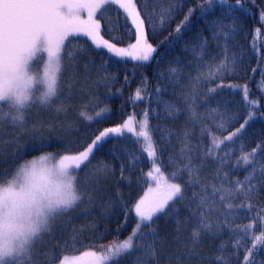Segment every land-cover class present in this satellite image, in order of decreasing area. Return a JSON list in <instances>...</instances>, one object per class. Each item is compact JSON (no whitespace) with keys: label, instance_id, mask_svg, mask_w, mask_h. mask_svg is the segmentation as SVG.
<instances>
[{"label":"trees","instance_id":"16d2710c","mask_svg":"<svg viewBox=\"0 0 264 264\" xmlns=\"http://www.w3.org/2000/svg\"><path fill=\"white\" fill-rule=\"evenodd\" d=\"M134 3L144 17L142 0ZM147 3L148 11L156 14L153 19L157 24L161 9L171 8L173 16L162 30L158 28L155 32L149 29L145 18L147 39L157 48L149 62L111 56L105 49H95L82 35L72 39L70 47L87 49L83 54L76 51L81 76L73 80L85 82L84 86H78L86 87L81 91L79 108L91 116L103 109L105 117L89 122L81 112L63 117L57 109L39 107L46 109L44 117L26 120L23 129L17 123L5 122L0 127V169H11L13 158L21 150L23 156L15 160L16 164L47 153H78L99 131L117 127L131 115L139 121V129L147 113L148 131L156 149L155 164L168 183L182 186L183 198L170 202L169 211L158 214L140 229L144 233L149 228L155 229L154 240L151 237L141 240L137 236L135 250L114 264H220L217 257L221 246L224 256L230 257L228 264H245L246 256L248 264L253 260L264 264V247L253 256L246 250L253 248L254 241L237 234L238 226L246 225L253 226L248 231L250 237L264 232V187L256 199L238 196L224 201L223 206L217 201L220 210L211 215L223 227L212 233L202 231L195 244L192 233L199 221L191 211L197 202L193 193L203 195L202 189L211 193L212 186L229 188L233 187L232 182L243 181L251 166L245 165L240 157L264 146V21L261 20L264 0H242V6L236 5L235 0L220 6L217 0L214 10L207 15L201 7H206L205 0H147ZM190 9L194 10L190 22L182 29V35L177 36L174 30ZM104 16L107 20L102 19L101 35L105 40L117 43L113 37H118L119 46L135 43L134 26L125 20L123 10L109 4ZM216 18L225 24L236 21L237 29L227 41L212 36L210 22ZM201 38L207 41L204 49L198 46L203 43ZM225 45L228 68L209 77V71L225 59ZM172 67L177 69L175 74L169 71ZM221 123L225 124L223 128L219 127ZM241 124L245 128L239 136L225 141ZM214 140L224 142L216 148ZM113 145L117 146L116 155ZM141 148H146L143 138L124 133L108 139L95 151L90 162L78 171V183L84 191L81 202L74 212L54 222L39 248V261L31 264H57L67 256L87 252L104 254L107 248L99 246L104 237L112 236L117 243L129 237L138 223L135 204L143 197L151 198L157 190V183L147 176L153 170L151 158ZM189 159L195 166L203 165L198 172L199 183L195 185L189 184L188 172L183 169ZM254 159L257 166L264 164V151H258ZM104 165L108 166L106 174L97 173ZM173 172H179L178 179H172ZM227 204L232 205V214L226 217ZM249 204L251 210L246 207ZM258 212L260 218L254 219ZM236 240H242L238 255L234 251ZM141 243L144 247H136ZM149 244L154 256L149 252ZM81 258L79 264H91V256Z\"/></svg>","mask_w":264,"mask_h":264},{"label":"snow or ice","instance_id":"6c2138e0","mask_svg":"<svg viewBox=\"0 0 264 264\" xmlns=\"http://www.w3.org/2000/svg\"><path fill=\"white\" fill-rule=\"evenodd\" d=\"M235 3L242 6V0H235ZM109 4L117 5L119 9H122L125 13V20H130L131 25L134 26L135 43L129 45L128 49L117 47L118 37H113L117 43H112L101 35L100 20L96 19V16L99 14L103 18V9ZM205 4L206 7L203 5L201 7L203 14L207 15L209 10H214L217 0H205ZM219 4L220 6L227 5L228 0H219ZM142 7L144 17L141 16L134 0H0V102H7L15 111V115L12 111L4 113L3 105L0 104V124L4 117L10 116L12 122L18 123V126L23 129L26 123L24 110L30 102L38 100L41 104L49 105L54 98L58 97L61 91L60 76L64 67V56L73 60L76 58V51L81 54L87 51L85 48H77L66 52L71 38L82 35L90 40L95 49H105L109 55L114 57L127 56L138 61H149L157 48L147 39L145 18H147L149 29L155 32L158 28L162 30L173 16L171 8L161 9L157 24L153 19L156 14L148 11L147 0H142ZM193 11L190 9L175 28L177 36L182 35V29L189 24ZM85 13L86 19L82 18ZM261 18L264 19V13H261ZM210 23L212 36L216 40L223 38L227 41L237 29L235 20L230 24H225L222 19L216 18ZM201 39L203 43L198 46L204 49L207 41L204 38ZM226 48L227 45H225V59L216 65L214 70L209 71V77L228 68L229 58ZM203 54L201 51L200 56ZM37 65L40 66L37 67ZM169 71L175 74L177 69L172 67ZM136 98H141L139 89L136 92ZM57 111H66V109L60 105L57 106ZM80 115L89 122H95L105 117V110L101 109L95 116L88 115L86 112H81ZM144 115L145 119L140 123L139 132L135 130L133 117L130 116L120 126L99 131V134L83 151L75 154H62L58 160L51 163L55 155L53 153L16 164L15 160L23 156V150H21L13 158L11 169H0V184L8 185L7 188L0 189V264H5L6 261L8 264H31L34 241L49 230L50 220L72 209L82 200L84 193L77 189L78 177L72 174L73 171L81 170L90 162L95 151L108 139L123 136L125 130L133 133L138 139L143 138L146 143V148H141V151H146L147 156L151 158L153 170L149 171L147 176L157 183L156 194L151 198H141L135 204L138 223L127 239L108 245L104 254L97 255L92 252L85 253V255L92 257L91 264H109L110 261L114 264L115 261L135 250L134 241L137 236L141 240L148 237L155 239V229L149 228L147 233L141 232L140 229L146 223L150 224L158 214H165L169 211L170 202L174 203L177 198L182 199L183 189L178 183H168L155 164L156 149L148 131L147 113ZM245 124H241L224 140L232 141L234 137H238L245 128ZM224 126V123L219 125L220 128ZM223 142L214 140L213 145L218 148ZM116 147L113 145L114 155H116ZM258 151H264V146H258L240 157L245 165L251 166V171L246 173L243 181L236 180L232 182L233 187L229 188L217 189L212 186L211 193L207 189H202L203 195L193 193V200L197 202L191 211L199 221L198 228L192 233L194 244L199 241L202 231L212 233L214 229L223 227L211 215L220 210L217 201L223 206L224 201L235 199L238 196H242L245 200L258 198L260 188L264 187V164L257 166L254 159ZM210 153L211 150L208 154ZM202 166L193 165L191 159L183 165V169L188 172L189 184L199 183L198 172ZM107 168L108 166L104 165L97 169V173L106 174ZM170 175L172 179L179 178V172H173ZM161 180H164L162 185ZM246 207L251 210L252 205L249 204ZM231 214L232 205L227 204L225 216ZM259 218L260 212L254 219ZM252 227V225H246L243 228L238 226L237 234L241 235L244 240L254 241L253 248L246 250L254 256L260 247H264V232L250 237L248 231ZM75 239L73 237V243ZM67 246L66 244L65 247ZM241 246L242 240H236L234 251L237 255ZM136 247H144V245L141 243ZM222 248L223 246H221V254L217 260L220 264H228L230 257L224 256ZM148 249L154 256L155 252L151 244L148 245ZM80 259L82 258L69 261V258L65 257L61 264H79ZM248 261L249 256H246L245 264H248ZM252 264L256 262L253 260Z\"/></svg>","mask_w":264,"mask_h":264},{"label":"rangeland","instance_id":"374dc122","mask_svg":"<svg viewBox=\"0 0 264 264\" xmlns=\"http://www.w3.org/2000/svg\"><path fill=\"white\" fill-rule=\"evenodd\" d=\"M114 6L119 8L117 5H114ZM107 7H108V5L105 6V8L103 9V14H102L103 18L99 14L96 16V19L100 20L101 27H102V19H105V17H106V20H107V16H104L106 14ZM120 10H122V9H120ZM84 16L87 17L86 13L82 17V18L86 19ZM261 20L264 21V19H262V18H261ZM72 39H74V38H71L70 41L67 44L66 52L67 51H73L75 49L73 47H70V45L72 43ZM131 44H134V43H131ZM131 44H129V45H131ZM129 45H124V46L117 45V47L128 49ZM129 50H131V49H129ZM154 53H153L152 57L150 58V60L153 58ZM75 57L76 58L73 59V60L68 59L67 56H64V58H63L64 67H63V70H62V74L60 76L61 91H60L58 97L54 98L49 105L41 104L38 100L35 101V102H30V105L28 107H26L25 110H24L25 119L27 121H30V120H33V119H41V118L44 117L46 109H39V107H41V108H48L49 107L50 109L53 110V109H57V106L62 105L66 109V111H61V116H63V117L65 115L66 116H72V115H75V114H79L81 112V108H79V104L81 103V101L83 99V93L81 91H85L86 87H83L85 85V82L73 80L74 77L79 78L81 76V74L79 73V69L77 67V64H76V61H77V58H78L77 52H75ZM117 58L126 59V60H130V61H133V62H141V63H146V62L150 61V60L149 61H138V60L133 59L132 57H127V56L126 57H117ZM39 66L40 65H37V67H39ZM78 84L83 85V86H78ZM0 104L3 105V112L4 113H8V112L12 111L13 115H15V111L10 108V105L7 102H0ZM131 117H133V126L135 127V130L137 132H139L140 128L137 129L139 121H137L136 118L133 115H131ZM5 122L13 123L12 120H11V117L10 116H6V117H4L2 124H0V127L4 126ZM124 133H129V132H127V130H125ZM42 155H45V154H42ZM42 155L30 158V159H28L26 161H31L34 158L38 159ZM60 156L61 155H56L55 154L54 158H53V161H50V163L54 162L55 160H58L60 158ZM72 174L74 176L78 177V172L77 171H73ZM76 186H77V189L79 191L84 192L83 189L81 188V186H79L78 179L76 180ZM76 209H77V205L74 206L72 209H70V210H68L66 212H63L62 214H59L55 218L50 220L49 230L44 232V233H42L41 234V238H38V239H36L34 241L31 262L39 261V259H40L39 248H42L43 242H44V240L46 238V234L50 231V229H51L52 225L54 224V222L57 223V221L59 219L65 217L66 215H69L70 213L74 212ZM134 211H135V207H134ZM114 240L115 239L112 236H106L100 241L99 246L101 248H107L108 245H111L113 243H117ZM87 253H90V252H87ZM82 256H85V254H83L81 256H76V257L67 256V258H69V261H73V260H76L78 257L81 258ZM61 261L58 262L57 264H61ZM5 264H8V262L6 261Z\"/></svg>","mask_w":264,"mask_h":264},{"label":"clouds","instance_id":"9594fccd","mask_svg":"<svg viewBox=\"0 0 264 264\" xmlns=\"http://www.w3.org/2000/svg\"><path fill=\"white\" fill-rule=\"evenodd\" d=\"M8 185L7 184H0V189H4V188H7Z\"/></svg>","mask_w":264,"mask_h":264}]
</instances>
